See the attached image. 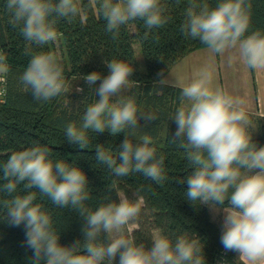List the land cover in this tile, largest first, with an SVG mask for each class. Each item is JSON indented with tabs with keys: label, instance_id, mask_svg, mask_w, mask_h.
Here are the masks:
<instances>
[{
	"label": "clouds",
	"instance_id": "1",
	"mask_svg": "<svg viewBox=\"0 0 264 264\" xmlns=\"http://www.w3.org/2000/svg\"><path fill=\"white\" fill-rule=\"evenodd\" d=\"M106 20V31L118 38L122 26L142 20L150 32L162 27L165 15L161 0H93ZM10 23L20 26L30 43L44 46L58 36L60 18H75L81 12L78 0H6ZM251 4L247 0H219L210 7L207 0H189L182 32L198 39L208 50L221 54L236 50L250 69H264V34L248 32ZM148 32H145L147 39ZM107 75L93 71L83 77L95 87V99L82 117V124L69 123V144L84 149L89 144L88 131L105 130L116 135L126 128H139V119H156L150 113L139 116L136 100L125 95L132 83L133 66L123 60L106 62ZM0 55V72L6 71ZM33 100L48 101L65 89L64 68L51 51L32 56L20 77ZM163 82V79L160 80ZM81 91L82 89H77ZM115 98V99H113ZM177 130L172 141L185 150L190 174L186 198L195 204L223 207V231L220 242L225 251L239 253L245 264H264V146H257L249 133L251 121L242 101L212 85V74L202 69L181 86L179 105L172 118ZM148 135L140 143L126 138L118 156L97 146L96 160L116 177L142 173L156 182L166 179L164 155H157ZM0 192L9 199L0 200L4 219L10 226L25 229L24 245L32 251L31 264H205L199 238L181 234L175 239L158 233L152 247L137 243L125 233V226L141 212V200L119 199L91 209L88 178L78 166L54 159L51 149L36 145L13 152L0 165ZM23 186V193L18 188ZM57 207L76 209L85 223L83 240L71 245L60 243L59 231L50 212L36 203L37 192ZM26 192V194H24ZM15 194V195H13ZM106 234V235H105Z\"/></svg>",
	"mask_w": 264,
	"mask_h": 264
},
{
	"label": "trees",
	"instance_id": "2",
	"mask_svg": "<svg viewBox=\"0 0 264 264\" xmlns=\"http://www.w3.org/2000/svg\"><path fill=\"white\" fill-rule=\"evenodd\" d=\"M78 2L80 14L75 18L58 19L57 39L38 46L24 38L20 26L9 22L11 14L6 8V0H0V55L5 57L7 69L0 82V165L15 151L36 145L46 146L51 149L52 158L78 166L86 174L91 192V198L86 201L89 208L95 209L110 200L119 202L120 193L124 198L142 201L140 215L131 222L136 224V228L127 234L137 243H144L150 249L155 230L173 239L186 233L200 239L205 264H245L238 252L225 251L221 245L223 226L211 218L208 205H194L186 198L187 184L181 181L192 169L179 141H172L177 130L172 118L179 105L181 87L160 80L173 63L193 50L206 47L181 30L189 0H161L166 9L164 14L170 17L166 24L148 32L144 22L136 20L122 26L115 39L106 31L107 22L98 5L92 0ZM207 2L210 7H215L219 0ZM247 2L251 9L249 29L245 35L255 31L264 34V0ZM145 32H148L147 39ZM134 43L140 46L144 70L140 69L135 57ZM48 51L55 53L63 65L65 89L51 100L37 102L20 77L33 55ZM112 59L123 60L134 68L132 83L125 95L135 98L137 115L150 113L156 119L146 122L141 117L139 128H126L116 135L108 130L101 133L89 130V144L84 149L69 144L65 132L67 125L74 122L79 127L86 107L99 99L94 89L99 81L89 87L83 77L93 71L107 75L106 62ZM71 86H74V91L69 89ZM257 126L258 134L252 136L253 142L264 146V116L257 118ZM144 135L151 137V146L155 147L157 155L165 157L166 179L163 182L153 181L142 173L116 177L106 165L96 160L97 146L116 157L126 136L133 143H140ZM3 183L0 179V185ZM23 191L21 185L18 193ZM33 191L37 192L35 202L52 215L61 244L71 245L76 240H83L85 221L76 209L57 207L38 190ZM9 198L0 192V200ZM227 204L225 201L218 207ZM5 211L0 207V264H31L32 251L24 245L25 229L23 225L10 226L4 219ZM118 262L119 256L114 264Z\"/></svg>",
	"mask_w": 264,
	"mask_h": 264
},
{
	"label": "crops",
	"instance_id": "3",
	"mask_svg": "<svg viewBox=\"0 0 264 264\" xmlns=\"http://www.w3.org/2000/svg\"><path fill=\"white\" fill-rule=\"evenodd\" d=\"M202 69L211 72L213 87L242 101L251 121L249 133L258 134L257 118L264 116V69L248 68L236 50L217 54L202 47L173 63L163 77V82L181 87ZM207 208L211 218L223 225V207L213 208L208 205Z\"/></svg>",
	"mask_w": 264,
	"mask_h": 264
},
{
	"label": "rangeland",
	"instance_id": "4",
	"mask_svg": "<svg viewBox=\"0 0 264 264\" xmlns=\"http://www.w3.org/2000/svg\"><path fill=\"white\" fill-rule=\"evenodd\" d=\"M92 1H93V0H92ZM133 48H134L135 57H136V59H137V62H138V64H139V67H140L141 70H144L145 65H144V60H143V57H142V54H141V51H140V46H139V44H138V43H134V44H133ZM2 75H3V72H0V82H1V79H2V77H3ZM69 89H70L71 91H74V90H75L74 86L69 87ZM69 89H68V91H69ZM0 90H1V86H0ZM69 92H70V91H69ZM113 99H115V98H113ZM256 135H257V134H256ZM256 135H252V136H256ZM123 198H124L123 193H120V199H123ZM217 207H218V206H217ZM134 228H136V224L130 222L128 225L125 226V233H126V234L131 233V231H132ZM158 233H159V230H155V231H154V235H156V234H158Z\"/></svg>",
	"mask_w": 264,
	"mask_h": 264
}]
</instances>
